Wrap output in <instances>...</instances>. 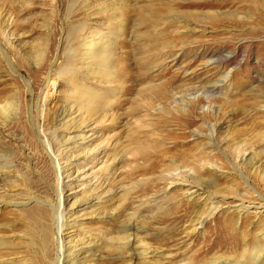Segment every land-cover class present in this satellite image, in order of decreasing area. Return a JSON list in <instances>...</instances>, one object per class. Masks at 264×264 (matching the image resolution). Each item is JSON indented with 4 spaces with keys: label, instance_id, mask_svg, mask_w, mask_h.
Here are the masks:
<instances>
[{
    "label": "rangeland",
    "instance_id": "1",
    "mask_svg": "<svg viewBox=\"0 0 264 264\" xmlns=\"http://www.w3.org/2000/svg\"><path fill=\"white\" fill-rule=\"evenodd\" d=\"M12 1H0V264L55 262L53 207L66 215L60 237L67 264H202L221 254L237 264L240 253L221 249L216 238L248 231L250 245L263 219L250 210L239 226L234 208L224 205L193 232L194 219L211 202L187 201L183 184H170V174L199 180L194 183L204 191L229 185L240 195L238 171L264 196V169L250 168L264 165V0L113 2L126 28L116 40L122 86L94 135L87 132L92 127L79 131L77 119L62 132L55 117L77 101L70 97L72 83L84 81L81 71L68 72L78 64L69 50L93 28L96 18L88 15L110 0ZM44 45L48 55L37 64ZM212 58L221 59L219 66L208 65ZM61 138L71 146L66 154ZM104 138L107 146L99 144ZM116 139L119 181L102 175L83 186L104 154L85 166L83 148L111 149ZM48 145L65 165L61 203ZM232 196L224 201L235 202ZM42 214L44 258L35 250L40 234L32 225ZM226 226L227 233L218 232Z\"/></svg>",
    "mask_w": 264,
    "mask_h": 264
},
{
    "label": "bare ground",
    "instance_id": "2",
    "mask_svg": "<svg viewBox=\"0 0 264 264\" xmlns=\"http://www.w3.org/2000/svg\"><path fill=\"white\" fill-rule=\"evenodd\" d=\"M120 1L121 0H110V2H111L110 5H109V3L106 5V4H104L106 2H103L102 6L98 10L97 15H94V16L88 15V16H92V18H96V20L92 23L93 28H91V29L87 28L86 30L84 29L85 31L83 30V33H82V36L80 39V44L77 47L73 48L72 50H69V52H70L69 55H71V58L75 59L78 62V64L77 65L75 64L73 66L74 68L68 70V72L71 73L72 75H77V74H79V71H81L80 74L82 75V77H83L82 79L84 81L81 80V82H78L76 84L72 83L73 84L72 85L73 91H72L70 97L74 98L75 95H77V101L74 102L72 100L70 102L71 104H70L69 108H66L65 110H63V112L61 113V116L58 115L55 117V118L60 117L59 120H56V122L59 123V124L57 123L56 127L59 128L62 132L69 131L71 129L69 122L77 119L76 122H74V123H78V125H80L81 130H79V131H84V130L92 127L87 132L94 135L96 125H98V123H100V125H103V123L105 122L104 119L106 117H109L107 115V113H108L107 110L112 108V106H113L112 103L114 102V97L115 96L117 97V95H119L118 93L121 91L122 84L120 83V81L119 82L117 81V75L119 73L118 70L120 67L117 64V60H118V54L117 53H118L119 47H117V43H116L117 41L116 40H118L119 38H121L124 35L126 28H125V19L123 18L122 12L118 10L119 8L117 9V8H115V5H113V2L120 3ZM185 1L197 2L200 0H185ZM201 1H203V0H201ZM57 2L60 5L61 1L58 0ZM7 3L9 5L14 4L12 0H7ZM29 6H30V4H29ZM10 10L12 12V7H10ZM186 24H187V22L184 23V26H181V27H183V30L188 29ZM8 27L9 26H7L5 28H8ZM191 29L194 32L197 31L196 26L191 28ZM7 35L9 37H11L10 33ZM117 37H118V39H117ZM49 46H50V43H49ZM46 55H48V51L46 50V46L44 45V48H42L41 51H39L35 57L37 60V64L46 60L45 59ZM220 62H221V59L217 60L216 58H212L208 61V65H213V66L215 65V67H216V66H219ZM77 88L79 90H77ZM78 91H79V93H78ZM73 95H74V97H73ZM47 97L50 100L52 99L48 95V93H47ZM8 108H9V110H11L13 112V114H15L17 111L16 106H14L13 104H9ZM66 119H69V120L64 121ZM62 121H64V122L61 123ZM75 126H76V124H75ZM115 131H117V130H115ZM83 133H86V132H83ZM136 133H137V131H136ZM115 136H116V133H115ZM107 139H105V138L102 139L101 143H99V144L103 145V143H104V145L107 146L108 145ZM59 142H60V147L62 148V150H61L62 154L63 153L66 154L67 151L69 150L67 148H70L71 146L68 147L67 144L64 141H62V138L59 140ZM118 145H120V141L116 139L115 143L112 145L111 149H108L105 146L104 147L100 146L99 148L94 149V150L93 149L88 150L86 147L83 148L84 150H86V151L83 150L84 151V157L86 160H89L88 163H85V166H88V164H90L89 166L91 167L93 162L97 161V154L104 153L101 161L98 163V168L94 170V168L91 167V170H93V171H91L88 174L87 173L85 174V176H84L85 179L87 178L89 180L82 183L83 186L88 184V183H91L92 180L94 182H97L98 176L101 177L102 175H104L107 180H110L113 178L114 180H117V182L119 181L120 174L118 175L119 177H115L118 174V173L116 174V172H118V170L120 169V167L118 165L121 163V160H122L121 159L122 155L120 154L121 150L118 148L119 147ZM47 150H49L48 155L52 159V163L55 167V170L59 175L58 176L59 177L58 183H59L60 187H59L58 192H57V199H58V202L61 203L63 201V198H62V196H63V187H62L63 183L60 179V170H63L65 165L64 166L60 165L58 163V161L56 160V157L52 156L49 153L51 150L49 145L47 146ZM70 150H72V149H70ZM98 151H100V152H98ZM63 157H64V155H63ZM89 157H91V159ZM62 160L65 161V158H63ZM197 163H199V162H197ZM198 167L200 168L203 166H201V164L199 163ZM250 168L254 172L258 173L264 169V165H263L262 161H257L256 163H253ZM218 170L219 169L216 167L217 172H218ZM236 176H238V179H240V183L243 186V190H242L243 192L240 195L239 194L237 195L235 190L229 185L225 186L224 188L222 187V189H218V187H217L216 192H215V190H214V192L208 191V190L204 191L203 188H201L198 183H194L195 181H199V180H194V182L191 183L192 181L189 182L188 180H186L187 176H181V175H178L175 173L173 175L170 174V177H172L170 184H176V183L179 184V182H181L183 184L182 185V194L187 199V201H193L194 199H202V201H204L206 199L205 200L206 202L207 201L211 202V203H209L211 205L209 208V211L206 213L204 212L205 214L202 213V214L197 215L196 218L194 219V221H193L194 225L192 227L193 232L196 231V229H195L196 226H202L208 217L212 216V214L215 211H217L218 209H220L224 205L227 206V210L230 209L229 206H232V208H234V210L237 213L236 215H238L236 223H237V225L239 224V226H242L245 223H247L246 219H245L246 217L243 218L242 220H240L239 223H238V221L240 219V216H242L243 214H246V213L248 214L250 210H251L250 213L253 214V218H258V219L262 218L263 222H264V196L262 195V193L258 192L256 190V188L251 186V184L248 183L247 178L244 177L240 172L237 171ZM112 180H110V181H112ZM106 184H108V183H106ZM106 192H108V191H106ZM232 195H234L235 197H233ZM231 196L233 198H236L235 202L234 201L233 202H225L224 201L227 199V197H231ZM214 198H216V203L212 202V200ZM19 205L23 206L25 204H19ZM19 205H17V203H16L15 206H19ZM13 207H14V205H13ZM65 216L66 215H65V213L62 212V210L60 211L59 208L55 209L54 207L52 209V216L51 217L48 216V217H50V223H51L52 230H53L51 232V237H54V239L57 240V243H56V245H57V256H56V260L53 264H67V262L69 260L68 258L64 257L69 252V250L65 249V250H67V252H65L64 246H63V243H62L61 237H60L61 236V230H63L64 225H65L64 221H66ZM29 217H31V215ZM44 217H45V214H42L40 217L41 219L40 218L39 219L34 218L32 221L33 222L32 225L36 226V228L40 234V236L35 237V239L39 242L38 245L34 244L35 250L37 251L38 254H41L42 258H44V256H45L44 255V243L48 242V239H47V237H48L47 231L48 230H46L47 228L45 229L42 226L43 225L42 220ZM134 227L135 226H131L129 229H134ZM228 231H229V227L226 226L218 232L225 234ZM254 233H255V236L253 235L254 236L253 237V243H251L250 245L247 244V242H249V241H247V240H249L248 231L247 232H240L239 231V234H241V236L239 234L238 235H228L226 239H223V238L220 239L219 237H217L216 238V245H220L221 249L227 248L230 250H234V252L240 253L238 258H236L237 261H235L237 264H264V226H261V228H255ZM26 241H27V239H26ZM115 241H117V240H115ZM36 251H34V252H36ZM208 251H205V252L202 251V252L205 253V255H207ZM222 255L223 254L218 255V256L213 255L214 256L213 259L211 258L210 261H206L202 264H232L233 263V261L231 260L232 258L231 259L230 258H224L225 255L224 256H222ZM199 256H201V252L198 253L195 257H193V260H197V258ZM67 257H69V256H67ZM224 259H227V261H224ZM233 259H235V258H233Z\"/></svg>",
    "mask_w": 264,
    "mask_h": 264
}]
</instances>
